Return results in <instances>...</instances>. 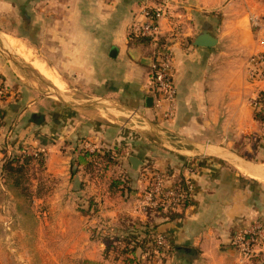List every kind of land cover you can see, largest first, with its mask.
I'll return each mask as SVG.
<instances>
[{"label": "crops", "instance_id": "obj_1", "mask_svg": "<svg viewBox=\"0 0 264 264\" xmlns=\"http://www.w3.org/2000/svg\"><path fill=\"white\" fill-rule=\"evenodd\" d=\"M157 3L0 0V194L8 193V157L31 149L45 162L37 174L39 192L53 194L38 198L44 225L50 206L58 210L52 224L74 223L82 198L90 211L100 207L106 226L115 222L98 237L121 232L127 217L175 249L164 264H242L236 236L264 221V181L237 162L264 167V126L252 105L264 95V82L248 77L250 61L264 52V0L174 1V16L160 21L175 69L170 116L169 104L154 106L150 67L141 63L150 58L146 50L129 46L132 27ZM204 32L216 40L213 47L196 45ZM80 151L107 159L93 157L78 167ZM132 157L143 166L135 170ZM96 165L106 170L96 172ZM147 165L190 185L188 207L176 211L180 218L145 211ZM257 260L247 264H264Z\"/></svg>", "mask_w": 264, "mask_h": 264}, {"label": "rangeland", "instance_id": "obj_2", "mask_svg": "<svg viewBox=\"0 0 264 264\" xmlns=\"http://www.w3.org/2000/svg\"><path fill=\"white\" fill-rule=\"evenodd\" d=\"M44 90L52 94L51 91ZM23 153L27 156L41 154L39 152L33 154L31 149ZM105 167V165H96L95 171L104 172ZM41 171L42 168L38 163L30 165L29 177L24 186L27 189L26 194H20L14 190L10 182L4 183L8 193L0 194V202L8 201L11 204L7 202L6 207L0 208V264H83L84 261L89 260L85 254L91 258L99 259L100 255L103 257L104 246L98 234L113 228L114 221L107 222L106 226L100 213V207L97 211L95 209L90 211L87 200L85 199L86 202H84L82 198H78L76 203L78 218L74 223L61 225L55 222L52 224L53 219L50 217L58 210L49 205L52 215L49 210L48 220L44 225L42 223L44 207L43 203H38V198L44 194L47 201L48 198H52L53 194L50 192L52 189L45 193L39 192L37 178L41 175ZM113 178L112 176L108 183ZM87 195L90 194L87 193ZM157 211L162 212L163 210L156 208L154 211L148 210L147 212L154 215ZM131 237H134L133 243L131 242L132 247H138L139 264H164L166 262L167 255H163L164 253L157 252L153 256L149 255L150 248L157 246L156 244H142L141 249L135 239H141L142 236L136 237L132 234ZM145 250L147 251L143 253ZM111 258L113 259L111 261H114L118 256L114 253ZM96 262H102V260ZM111 264H122V260Z\"/></svg>", "mask_w": 264, "mask_h": 264}, {"label": "built area", "instance_id": "obj_3", "mask_svg": "<svg viewBox=\"0 0 264 264\" xmlns=\"http://www.w3.org/2000/svg\"><path fill=\"white\" fill-rule=\"evenodd\" d=\"M175 0H160L151 9H144L141 20L132 27L131 35L151 40L152 64L150 67L151 90L154 93V106L160 110L164 104L170 109V116L176 104L177 89L175 86L174 61L166 40L160 35V21L171 19ZM254 28L261 29L257 20L252 21ZM248 77L252 83L264 82V52L252 58L249 64ZM256 113L264 114V95L260 94L253 101ZM37 156V153L34 154ZM147 188L143 196L145 211L160 208L163 212H176L190 201L191 187L189 184L172 181L171 177L155 168L146 169L144 174ZM145 212V213H146ZM155 243L162 248L163 255L170 250L168 241L163 236L156 237ZM234 244L240 255V262L247 264L253 260L264 258V221L253 223L236 236Z\"/></svg>", "mask_w": 264, "mask_h": 264}, {"label": "trees", "instance_id": "obj_4", "mask_svg": "<svg viewBox=\"0 0 264 264\" xmlns=\"http://www.w3.org/2000/svg\"><path fill=\"white\" fill-rule=\"evenodd\" d=\"M160 2V0H157ZM164 40V39H162ZM129 46L132 47H142L144 50H146V57L152 56V48H151V40L149 38L144 37H136L134 35H130L129 37ZM151 70V69H149ZM255 118L258 121V123L261 126H264V114L263 113H256ZM2 115L0 114V127L2 125ZM78 167L84 166L86 164H89L90 158H103L104 160L107 159L106 156H102L100 154H89L85 151H80L78 154ZM38 163L41 168L44 167V157L42 154L38 155L37 157L34 156H27L26 154L20 152L16 154H12L8 160L5 162L3 166L4 171V179L5 182L11 183L12 188L16 191H18L20 194H26L27 189L24 188V186L27 184L25 183L27 178L29 177V171H30V165L33 163ZM146 169L153 168L150 165H147L145 167ZM167 174V173H166ZM189 204L185 203L182 206V211L185 210L188 207ZM89 212V211H88ZM87 214V213H86ZM88 215V214H87ZM149 215H152L150 212ZM154 217L158 218H164L168 221L175 220L177 218H180L181 214L177 212L169 211L166 214L163 213V211H157L152 215ZM119 228L121 229V232L115 233V235H106V236H100V240L104 246V252H103V261L102 262H96L91 260H86L83 262V264H111L114 262L122 260V264H139V255H138V247L134 246L132 247L133 238L131 235L138 236L139 233L142 234L141 239H135L138 244H140V248L142 249V244H149L153 245L155 243L154 239V229H151L148 225H142L138 220L134 221L130 218H122L119 224ZM132 242V243H131ZM157 245V244H156ZM121 249V250H120ZM150 256H153L154 253H162V249L158 246H153L150 248ZM147 250L143 251L145 253ZM114 253L117 254L118 258H116L114 261L111 258V255ZM142 253V254H143ZM173 253H175V249L169 250L166 255L167 258L171 256ZM148 255V256H149ZM258 260H253L254 263H256Z\"/></svg>", "mask_w": 264, "mask_h": 264}, {"label": "water", "instance_id": "obj_5", "mask_svg": "<svg viewBox=\"0 0 264 264\" xmlns=\"http://www.w3.org/2000/svg\"><path fill=\"white\" fill-rule=\"evenodd\" d=\"M216 44V40L208 33V32H204L197 40L196 45L197 46H204V47H213ZM141 63L143 65H146L148 67H151L152 64V60L151 58H145L143 60H141ZM39 81L47 84L48 86H50L46 81H44L42 78H38ZM52 89V87H50ZM55 95H57L58 97L60 96L59 93L56 91ZM153 99L149 98L148 103L149 106L152 105ZM130 162L133 165V168L135 170H137L140 166H143V163L138 160L137 158H130ZM238 164L245 169L250 175L254 176L255 178L261 179L264 181V167L260 166V165H255L252 164L250 162H247L243 159H237Z\"/></svg>", "mask_w": 264, "mask_h": 264}, {"label": "bare ground", "instance_id": "obj_6", "mask_svg": "<svg viewBox=\"0 0 264 264\" xmlns=\"http://www.w3.org/2000/svg\"><path fill=\"white\" fill-rule=\"evenodd\" d=\"M6 39V38H5ZM15 40H13V42H14ZM17 41V40H16ZM23 41V40H22ZM13 42L11 41L10 43H12L13 44ZM8 44H9V41L7 42ZM12 46V45H11ZM9 47H10V45H9ZM20 47H22L21 46V44H20ZM26 48V47H25ZM32 48V47H31ZM17 50V49H16ZM19 50V49H18ZM22 50V49H21ZM25 50V49H24ZM28 50V49H27ZM33 50V49H32ZM26 51V50H25ZM13 52H15L14 50H13ZM21 53V52H20ZM28 53V52H27ZM17 54H19V52L17 51ZM29 54V53H28ZM27 54V55H28ZM21 55V54H20ZM23 55V54H22ZM24 56V55H23ZM21 57V56H20ZM25 57V56H24ZM27 57V56H26ZM23 58V57H22ZM24 59V58H23ZM32 63V62H31ZM32 65V64H31ZM38 71H40L44 76H46V77H48V78H50V76H49V74L47 73V71L42 67V65H40V64H38V63H35V66H34ZM47 67V66H46ZM47 69V68H46ZM48 70H49V68H48ZM50 71H51V69H50ZM40 73V74H41ZM55 75H56V73H55ZM45 77V78H46ZM54 77V76H53ZM56 77V76H55ZM52 78V77H51ZM52 81V80H51ZM50 81V82H51ZM31 82V81H30ZM61 82V81H60ZM53 83H55L56 85V87L58 86V87H60V85H59V83L57 82V81H55V82H53ZM34 84V83H33ZM36 84V83H35ZM54 85V84H53ZM63 86V85H62ZM37 88V87H36ZM45 89V88H44Z\"/></svg>", "mask_w": 264, "mask_h": 264}]
</instances>
